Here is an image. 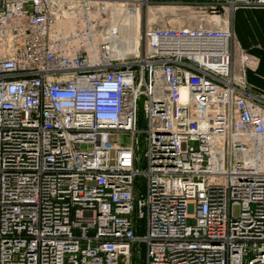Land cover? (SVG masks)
Returning <instances> with one entry per match:
<instances>
[{"label":"built area","instance_id":"built-area-1","mask_svg":"<svg viewBox=\"0 0 264 264\" xmlns=\"http://www.w3.org/2000/svg\"><path fill=\"white\" fill-rule=\"evenodd\" d=\"M239 5L0 0V264H264Z\"/></svg>","mask_w":264,"mask_h":264},{"label":"crops","instance_id":"crops-1","mask_svg":"<svg viewBox=\"0 0 264 264\" xmlns=\"http://www.w3.org/2000/svg\"><path fill=\"white\" fill-rule=\"evenodd\" d=\"M155 4L208 2L211 0H151ZM139 19V15H135ZM232 26L238 46L255 60L246 78L253 89L264 95V6L239 5L232 15Z\"/></svg>","mask_w":264,"mask_h":264},{"label":"rangeland","instance_id":"rangeland-1","mask_svg":"<svg viewBox=\"0 0 264 264\" xmlns=\"http://www.w3.org/2000/svg\"><path fill=\"white\" fill-rule=\"evenodd\" d=\"M211 2H213V0L208 1L207 3H211ZM223 3L225 5V7L228 6L227 5V3H228L227 1H223ZM141 14H142L143 20H145L147 14H148V9L146 7H143L141 9ZM129 15L131 16V14H129ZM231 24H232V19H231ZM128 25H130V27H127ZM144 25L145 24L142 22V24H141V33H142ZM112 26L114 27L115 30H117L118 33L120 32V35H121L123 41L126 44L128 43L126 48H119V50L118 51L116 50V52L122 57L135 54L137 52V50H136L137 41L140 38V23H139V19H138V22H137V19L135 17L134 18L133 17H128V19L124 20V21L121 20V19L120 20H115L113 22ZM124 27H127V28H124ZM138 47H139V45H138Z\"/></svg>","mask_w":264,"mask_h":264},{"label":"bare ground","instance_id":"bare-ground-1","mask_svg":"<svg viewBox=\"0 0 264 264\" xmlns=\"http://www.w3.org/2000/svg\"><path fill=\"white\" fill-rule=\"evenodd\" d=\"M62 28L65 29V31H69L70 29H72V25H69L68 23H63L62 25ZM71 31V30H70ZM140 39V38H139ZM139 39L137 41V47H136V50L138 48V45H139ZM136 52V51H135Z\"/></svg>","mask_w":264,"mask_h":264},{"label":"water","instance_id":"water-1","mask_svg":"<svg viewBox=\"0 0 264 264\" xmlns=\"http://www.w3.org/2000/svg\"><path fill=\"white\" fill-rule=\"evenodd\" d=\"M142 104H143V101L140 102L139 106L140 108L142 109Z\"/></svg>","mask_w":264,"mask_h":264}]
</instances>
